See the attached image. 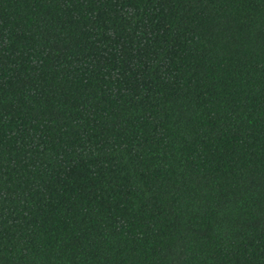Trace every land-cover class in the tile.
<instances>
[{
  "label": "trees",
  "instance_id": "obj_1",
  "mask_svg": "<svg viewBox=\"0 0 264 264\" xmlns=\"http://www.w3.org/2000/svg\"><path fill=\"white\" fill-rule=\"evenodd\" d=\"M0 264H264V0H0Z\"/></svg>",
  "mask_w": 264,
  "mask_h": 264
}]
</instances>
